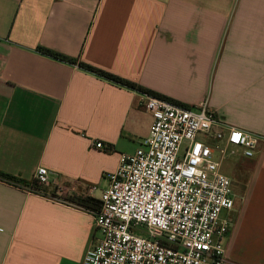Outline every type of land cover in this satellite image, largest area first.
Listing matches in <instances>:
<instances>
[{
	"label": "crops",
	"instance_id": "0c3cea01",
	"mask_svg": "<svg viewBox=\"0 0 264 264\" xmlns=\"http://www.w3.org/2000/svg\"><path fill=\"white\" fill-rule=\"evenodd\" d=\"M39 48L184 107L205 102L259 138L232 181L223 264H264V0H0V173L16 180L0 178V264H83L99 233L79 201L97 202L154 116L143 93ZM38 167L50 186L29 192Z\"/></svg>",
	"mask_w": 264,
	"mask_h": 264
},
{
	"label": "built area",
	"instance_id": "2783aa9c",
	"mask_svg": "<svg viewBox=\"0 0 264 264\" xmlns=\"http://www.w3.org/2000/svg\"><path fill=\"white\" fill-rule=\"evenodd\" d=\"M143 96L154 120L141 146L120 154L106 175L97 206L87 208L99 238L83 264H223L235 194L221 167L233 155L252 158L260 139L226 129L205 102L183 107ZM49 176L38 167L36 189L27 191L49 187Z\"/></svg>",
	"mask_w": 264,
	"mask_h": 264
},
{
	"label": "trees",
	"instance_id": "16d2710c",
	"mask_svg": "<svg viewBox=\"0 0 264 264\" xmlns=\"http://www.w3.org/2000/svg\"><path fill=\"white\" fill-rule=\"evenodd\" d=\"M39 51L41 53L47 55V56L52 57V58H55V59H58V60H61V61H64V62H67V63H70V64H77L79 68H81V69H83V70H85V71H87L89 73H92V74H94V75H96L98 77L104 78V79H106V80H108L110 82H113L115 84H118V85H121V86H125V87H127L129 89L137 90V91H139L140 93H143V94L152 95V96L167 100L164 96H161V95H159V94H157V93H155V92H153V91H151L149 89H146V88H143L141 86H138L135 83H132L130 81H127V80L122 79L120 77H117L115 75L109 74V73H107V72H105L103 70L95 68V67H93L91 65H88L86 63L74 60L72 58H68L66 56H63L61 54H58L56 52H53V51H50V50H47V49H44V48H39ZM177 105H178V103H177ZM0 178L6 179L7 181H11V182H16V180L13 177L8 176L6 174L0 173ZM79 204H81L82 206H84L86 208H93V207L97 206V202L96 201H92L90 199L80 200Z\"/></svg>",
	"mask_w": 264,
	"mask_h": 264
},
{
	"label": "rangeland",
	"instance_id": "374dc122",
	"mask_svg": "<svg viewBox=\"0 0 264 264\" xmlns=\"http://www.w3.org/2000/svg\"><path fill=\"white\" fill-rule=\"evenodd\" d=\"M239 158H240L239 155H233V156L227 157L221 167L222 173L229 176V178L232 181L235 179L243 180L247 174V171H246L247 166L241 163ZM236 159H238L239 161Z\"/></svg>",
	"mask_w": 264,
	"mask_h": 264
}]
</instances>
